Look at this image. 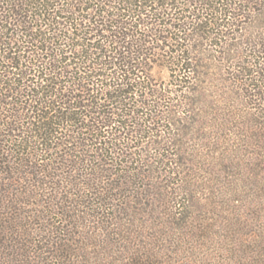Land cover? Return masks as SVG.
I'll return each instance as SVG.
<instances>
[{"label": "trees", "instance_id": "obj_1", "mask_svg": "<svg viewBox=\"0 0 264 264\" xmlns=\"http://www.w3.org/2000/svg\"><path fill=\"white\" fill-rule=\"evenodd\" d=\"M262 180L264 0H0V264H163Z\"/></svg>", "mask_w": 264, "mask_h": 264}, {"label": "rangeland", "instance_id": "obj_2", "mask_svg": "<svg viewBox=\"0 0 264 264\" xmlns=\"http://www.w3.org/2000/svg\"><path fill=\"white\" fill-rule=\"evenodd\" d=\"M156 74L162 80L166 73L157 68ZM240 194L239 201L227 202L216 196L195 208L193 216L198 227L187 225L171 230L167 245L171 249L165 251L163 264H242L241 260L249 258L264 264V180L253 182ZM207 221L214 224L207 226ZM81 242L80 249L72 245L78 248L72 256L73 264H106L105 254L98 256L99 249L88 247V241ZM85 252L90 253L84 255ZM107 253L113 254L110 249Z\"/></svg>", "mask_w": 264, "mask_h": 264}]
</instances>
